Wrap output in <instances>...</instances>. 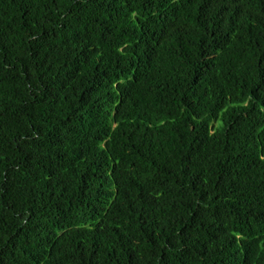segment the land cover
I'll use <instances>...</instances> for the list:
<instances>
[{"label": "trees", "instance_id": "obj_1", "mask_svg": "<svg viewBox=\"0 0 264 264\" xmlns=\"http://www.w3.org/2000/svg\"><path fill=\"white\" fill-rule=\"evenodd\" d=\"M0 264H264V0H0Z\"/></svg>", "mask_w": 264, "mask_h": 264}]
</instances>
